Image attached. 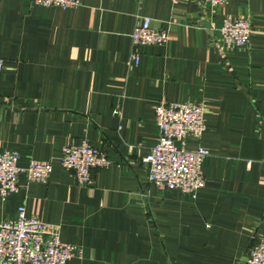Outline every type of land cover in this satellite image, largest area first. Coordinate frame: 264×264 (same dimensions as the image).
<instances>
[{
    "label": "crops",
    "instance_id": "0c3cea01",
    "mask_svg": "<svg viewBox=\"0 0 264 264\" xmlns=\"http://www.w3.org/2000/svg\"><path fill=\"white\" fill-rule=\"evenodd\" d=\"M144 16L166 43L133 45ZM225 17L250 19L248 44L222 43ZM0 58V151L53 166L47 182L20 174L1 220L24 204L82 248L67 264H246L264 238V0H0ZM163 99L207 107L206 130L186 144L210 151L194 200L156 188L142 162ZM84 139L112 161L86 186L60 163Z\"/></svg>",
    "mask_w": 264,
    "mask_h": 264
},
{
    "label": "built area",
    "instance_id": "2783aa9c",
    "mask_svg": "<svg viewBox=\"0 0 264 264\" xmlns=\"http://www.w3.org/2000/svg\"><path fill=\"white\" fill-rule=\"evenodd\" d=\"M44 6L71 8L81 0H32ZM177 1V0H174ZM216 7L228 0H196ZM221 41L226 46L246 45L254 32L248 17H225L220 27ZM134 46L162 45L168 41L163 28L151 25V18L144 16L132 33ZM135 63L140 57L133 54ZM4 60L0 58V70ZM204 102H169L161 100L155 107V120L159 130L157 143L142 159L148 171L149 182L161 190L177 189L191 200L206 185L202 172L209 149L199 145L188 149L189 137L200 138L207 128ZM121 112L117 109L116 114ZM20 153L15 150L0 151V199L5 200L19 190V176L24 173L28 181L47 182L53 166L48 161L31 160L25 167L18 165ZM61 166L74 173L79 185H89L93 169L106 168L112 161L101 148L86 139L79 144H67L60 155ZM82 255V248L61 239L58 229L39 219L28 216L24 204L18 206L15 218L0 219V264H67ZM246 264H264V238H256L248 249Z\"/></svg>",
    "mask_w": 264,
    "mask_h": 264
},
{
    "label": "water",
    "instance_id": "95a60500",
    "mask_svg": "<svg viewBox=\"0 0 264 264\" xmlns=\"http://www.w3.org/2000/svg\"><path fill=\"white\" fill-rule=\"evenodd\" d=\"M252 242H253V241H251V243L249 244V247L252 245ZM245 260H246V257H244V260H243L242 262H243V263H246Z\"/></svg>",
    "mask_w": 264,
    "mask_h": 264
}]
</instances>
